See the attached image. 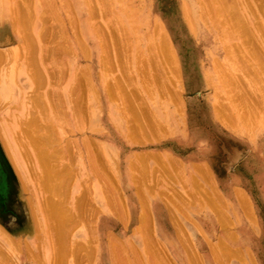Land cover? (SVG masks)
Listing matches in <instances>:
<instances>
[{
	"label": "rangeland",
	"instance_id": "1",
	"mask_svg": "<svg viewBox=\"0 0 264 264\" xmlns=\"http://www.w3.org/2000/svg\"><path fill=\"white\" fill-rule=\"evenodd\" d=\"M28 1L12 25L18 0H0L5 264H264V0ZM36 70L56 78L37 88ZM30 116L42 129L28 132ZM33 136L70 179L56 195L35 180ZM47 198L59 221L84 213L66 239L47 227Z\"/></svg>",
	"mask_w": 264,
	"mask_h": 264
},
{
	"label": "bare ground",
	"instance_id": "2",
	"mask_svg": "<svg viewBox=\"0 0 264 264\" xmlns=\"http://www.w3.org/2000/svg\"><path fill=\"white\" fill-rule=\"evenodd\" d=\"M26 1H28V0H18V3H16V5H15V7H14V10H12V11H14V14L16 13V15L15 16H13V18H11V22H12V25H16V23H17V21L18 20H20L21 18V13H19L20 15H19V17L17 16V10L15 9L16 7L18 8V5L20 6H22V7H24V5L25 6H27L26 4H27V2ZM29 2V1H28ZM30 2H31V0H30ZM24 4V5H23ZM29 4V3H28ZM41 4V3H40ZM20 6V7H21ZM29 6V5H28ZM10 7V6H9ZM20 7H19V9H20ZM11 8V7H10ZM9 8V9H10ZM28 7H26V9H27ZM12 9V8H11ZM25 9V10H26ZM24 10V11H25ZM185 10V9H184ZM23 11V10H22ZM23 11V12H24ZM27 11V10H26ZM25 11V12H26ZM11 15H12V13H10ZM23 15H27L26 13L25 14H23ZM30 16V15H29ZM11 17V16H10ZM20 18V19H18V18ZM23 17V16H22ZM29 18V17H28ZM31 18V17H30ZM29 18V19H30ZM203 18H204V14H203ZM202 18V19H203ZM18 19V20H17ZM22 20H25V17L22 19ZM26 20H27V18H26ZM21 21V20H20ZM28 21H30V20H28ZM22 22V21H21ZM19 23V22H18ZM22 23H25V22H22ZM207 23V22H206ZM26 24V23H25ZM40 31H41V29H40ZM48 33V30L47 29H43L42 31H41V34H42V36L44 37L46 34ZM7 34V32L3 29V31H1L0 32V41L2 40V39H4V37H5V35ZM45 40V39H44ZM5 42V41H4ZM160 47L162 48V46H161V44H159V45H156L155 43L154 44H152L150 47H149V50H151V51H154L155 52V54L157 55V54H159V52H160ZM164 49V48H163ZM55 72V71H54ZM53 71H49L48 72V70H47V73H46V75H43V74H41L40 73V71H38V70H36V72L34 73V82H36V87L38 88V86H41L44 82H47V80H49L48 78L50 77H53V78H56V77H54L55 75V73H54ZM45 73V72H44ZM54 73V74H53ZM54 75V76H53ZM42 87V86H41ZM40 87V88H41ZM72 92V91H71ZM36 97V96H35ZM37 98V97H36ZM0 99H1V97H0ZM77 102V101H76ZM53 104V103H52ZM55 104L56 103H54L53 104V108L54 107H56L55 106ZM77 104V103H76ZM51 107V106H50ZM76 107V106H75ZM48 108H49V106H48ZM72 108V107H71ZM78 108V107H77ZM76 108V109H77ZM73 109V108H72ZM76 109H74V110H76ZM79 110V109H78ZM78 110H76V111H78ZM74 113H76V112H74ZM78 113H76V115H77ZM79 115V114H78ZM79 117V116H78ZM49 118V117H48ZM80 118V117H79ZM81 119V118H80ZM43 120H44V122L45 121H47V119H44L43 118ZM37 117H35V116H30V118L28 117L27 118V120H22L21 121V123H22V125L24 124V126L28 129V132L29 133H34V131H35V128H34V125L37 123ZM36 126H37V128H39V129H42V128H40V125H38V124H36ZM83 127V126H82ZM22 128V127H21ZM20 128V129H21ZM51 129H48L47 131H50ZM96 131V130H95ZM82 133V132H81ZM80 133V134H81ZM5 134V133H4ZM49 136L48 135H44V138H46V140L44 141V143L43 144H46L47 142H48V138ZM8 137H7V135H6V139H7ZM33 138H34V140H35V144H40L39 143V140H37L36 138H35V136H33ZM32 138V139H33ZM80 138H81V145H83V148L85 149L84 150V165L85 166H90V167H92L91 168V170H93L94 168H95V170H93V171H95V172H93L94 174H96V177H97V179H100V178H102L103 176L101 175H98V173H99V171H97L96 172V170H98L97 168H96V166H94V159H93V157H94V154H93V150L94 151H97V149L96 148H94L93 150H92V146H91V142H92V136H90V134H88L86 131L84 132L83 131V133L81 134V136H80ZM33 140V141H34ZM36 140L38 141V142H36ZM69 143H72L71 142V140L69 141ZM93 144H95L94 143V141H93ZM92 144V145H93ZM75 146V145H74ZM37 147H39L40 148V151L37 153V159H38V161L40 162V167H37V168H39V171H36L35 172V180L37 179L38 180V183H39V185H42L43 186V188H45L46 190H49V193H50V195H51V193L52 194H54L55 192H56V194H58L59 192H61L59 189L60 188H57V187H55V185H57V184H60L62 181H64V183H65V179L67 178H65L64 180H61L60 181V183H58V177H59V173H62V170H58L59 169V165H60V163L58 164V161H57V159L59 158V151H57L58 149H56V150H52L51 152H49V149H46V148H44L43 149V147L41 146V144L40 145H37ZM65 147H67V145H65ZM96 149V150H95ZM56 151V152H55ZM68 151V150H67ZM69 153V152H68ZM97 153H99V151L97 152ZM68 155V154H67ZM60 156H62V155H60ZM17 157V156H16ZM18 158V157H17ZM102 160V159H101ZM101 163V162H100ZM5 166H7V164H5ZM93 166H94V168H93ZM199 166V165H198ZM8 169H9V167L7 168V173H8ZM198 169H200V168H198ZM0 171L2 172V174L4 173V166H3V163H2V161H0ZM66 171H68V170H66ZM17 173V172H16ZM65 173V172H64ZM68 172H66L65 174H67ZM100 174V173H99ZM18 175H19V173H18ZM4 176V175H3ZM20 177H19V186L22 188V189H25V186H26V182H25V180L27 179H25V173H23L22 175H21V172H20V175H19ZM61 176H63L62 174H61ZM67 176H70V174L69 175H67ZM99 176V177H98ZM61 179H62V177H60ZM69 178H67V180H68ZM85 179H91V177L90 178H86L85 177ZM6 180H8V178L6 179ZM57 180V181H56ZM66 180V181H67ZM70 180V179H69ZM87 180V181H88ZM92 180V179H91ZM101 180V179H100ZM99 180V182L102 184V187L104 188V186H103V184H105V183H103V181L105 180L104 179V177H103V180L102 181H100ZM90 181V180H89ZM98 181V180H97ZM9 182V181H8ZM51 182V183H50ZM53 182V183H52ZM105 182V181H104ZM47 183H48V185H47ZM86 183H88V182H86ZM85 183V184H86ZM6 184V183H5ZM10 184V183H9ZM53 184V185H52ZM81 184V183H80ZM11 185V184H10ZM84 185V184H83ZM101 187V188H102ZM2 188V186H0V192H2L3 194H4V196L6 195V190H4V189H1ZM5 188V187H4ZM42 188V189H43ZM102 188V189H103ZM6 189V188H5ZM56 191H55V190ZM84 189H85V187H84ZM106 189V188H105ZM104 189V190H105ZM59 190V192H57ZM87 190V189H86ZM55 191V192H54ZM81 191V190H80ZM85 191V190H84ZM81 194H82V192H80ZM56 194H54V195H56ZM53 195V196H54ZM80 195H78V198H79V205L81 204V203H83L85 200H83V199H85V198H83V196H81V198L79 197ZM85 197V196H84ZM88 197V196H87ZM48 199V198H47ZM47 199H45V202H47L46 200ZM48 201H51V202H49V204L48 205H46L47 207V209H46V211H47V213L50 215V217L48 216V218H50V219H54L53 220V222L52 223H48V225L49 226H47V227H49V228H51L52 230L53 229H58L59 230V233L58 234H60L59 235V238H64L65 237V239H66V235H68V232H69V229L71 228V227H73L71 224H75V220H77L78 218H82V214H84L83 213V211L81 212H77V214H72V215H70V217L69 218H71L70 220L68 219V220H66V218H65V220L64 221H62V218H63V216H62V218H61V222L58 220L59 218H60V216L58 217V210H57V207H56V204H55V202L54 201H52L50 198L48 199ZM44 202V203H45ZM85 203V202H84ZM9 203H7V206H5V209H7V207L9 208V209H11L12 211H14V212H18V210H17V207L16 206H12V205H8ZM87 204V203H86ZM20 205H22V204H20ZM19 205V206H20ZM82 205V204H81ZM23 207L24 206H22L21 207V210H23ZM49 207H51V208H49ZM54 207H55V209H54ZM84 207V206H83ZM86 207V206H85ZM39 208V206H37V209ZM80 208H82V207H80ZM29 210H27V212H29V211H31V213H32V210L34 211V207H32V209L31 208H28ZM25 210V209H24ZM38 210H40V208L38 209ZM84 210H85V208H84ZM92 210V209H91ZM89 211V210H88ZM87 211V212H88ZM91 212V211H90ZM92 213V212H91ZM18 214V213H17ZM22 214V213H21ZM61 214V213H60ZM25 215H27V213L25 214ZM33 215V214H32ZM62 215V214H61ZM86 215V214H85ZM89 215V214H88ZM20 216H22V215H20ZM28 216H29V220L28 221H26L25 222V224H27L28 222V224H32V223H34L35 221H36V219L37 218H35L34 216H32L31 217V215H29V213H28ZM21 218V217H20ZM32 218V219H31ZM56 218H57V220H56ZM77 218V219H76ZM64 219V218H63ZM83 219V218H82ZM146 219H147V214H146V210H144V208H142L141 209V211H139V215H138V220H139V222H142V221H144V222H146ZM84 220V219H83ZM83 220H82V222H83ZM79 221V220H78ZM85 221V220H84ZM13 223V222H12ZM35 223H37L38 224V221L37 222H35ZM76 226V225H75ZM144 228H145V226H144ZM58 232V231H57ZM111 235V234H110ZM113 239V238H112ZM19 241V240H18ZM63 242H64V240H62ZM91 241V240H90ZM112 242H113V240H111ZM66 242V241H65ZM75 242V241H74ZM111 242V244L109 243V245H108V247H109V250L111 251V252H113V253H115L116 252V250H117V252H118V250H119V248L117 247V246H115V245H118L115 241V245L113 244ZM58 243H59V241H58ZM59 244H62V245H64L63 243H59ZM76 244V243H75ZM90 244V243H89ZM53 247V246H52ZM72 247H74V250L76 251V248H79L77 251L79 252V251H81V250H84L85 252H84V255H86L87 257H89V253L91 252V254H92V250L91 251H89V250H87L88 249V247L86 248L85 247V245H83V244H76V245H73ZM71 247V248H72ZM76 247V248H75ZM82 247V249L80 250V248ZM116 247H117V249H116ZM61 248V247H60ZM63 248V247H62ZM62 248L60 249V253L59 254H64L65 252L62 250ZM90 249V248H89ZM108 249V248H107ZM116 249V250H115ZM66 250H68V249H66ZM72 250V249H71ZM1 251V250H0ZM62 251H63V253H62ZM73 251V250H72ZM120 251V250H119ZM58 252V251H57ZM57 252H55V253H57ZM77 252V253H78ZM86 252H89V253H86ZM33 253V252H32ZM34 254V253H33ZM58 254V253H57ZM89 254V255H88ZM116 254V253H115ZM31 255V254H30ZM29 255V256H30ZM35 255V254H34ZM56 255V254H55ZM82 255V254H81ZM36 256V255H35ZM62 256V255H61ZM60 256V257H61ZM32 256H30L29 258L30 259H33V258H31ZM59 257V258H60ZM84 257V256H83ZM82 256H81V258H83ZM122 257V256H121ZM79 258H80V253H79ZM120 260V257H118L117 258V260ZM5 260H6V256L4 255V252L2 253V252H0V264H2V263H6L7 262V260H6V262H5ZM52 259L50 258V260H49V264H50V261H51ZM54 260V259H53ZM52 260V261H53ZM60 260H61V258H60ZM65 261V260H64ZM121 261H122V259H121ZM52 264L54 263V261L53 262H51ZM64 263V262H63ZM61 261H59V259L57 260H55V263L54 264H63ZM65 264V263H64Z\"/></svg>",
	"mask_w": 264,
	"mask_h": 264
}]
</instances>
